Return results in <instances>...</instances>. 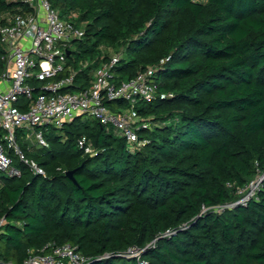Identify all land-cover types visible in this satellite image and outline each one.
Returning a JSON list of instances; mask_svg holds the SVG:
<instances>
[{"label": "trees", "instance_id": "obj_1", "mask_svg": "<svg viewBox=\"0 0 264 264\" xmlns=\"http://www.w3.org/2000/svg\"><path fill=\"white\" fill-rule=\"evenodd\" d=\"M49 1L85 26L59 75L77 72L71 90L89 86L112 51L117 83L149 72L157 91L132 109L105 102L137 118L134 150L85 114L41 127L46 146L18 131L45 175L10 152L20 175L0 174V261L71 243L86 264H137L132 247L149 264H264V178L246 204L226 206L264 173V0ZM28 10L0 0V23ZM31 84L35 96L41 83Z\"/></svg>", "mask_w": 264, "mask_h": 264}, {"label": "built area", "instance_id": "obj_2", "mask_svg": "<svg viewBox=\"0 0 264 264\" xmlns=\"http://www.w3.org/2000/svg\"><path fill=\"white\" fill-rule=\"evenodd\" d=\"M25 2L30 10L8 15L5 22L0 23V48L4 52L0 79L8 84L0 91V174L20 175L7 153L9 149V153L17 155L35 174L45 175L44 169L36 161L26 158L18 146V131L33 130L37 143L46 146L41 127L61 128L81 114L116 129L126 138L129 149L139 147L137 118L131 109L138 99L150 101L155 98L157 89L149 80V72H140L134 78L117 83L113 68L120 57L115 54L108 62L96 67L89 86L71 90L77 72L59 75L65 70L70 43L85 35L84 24H78L74 13L63 18L49 0ZM32 80L41 83L35 96ZM116 99L127 100L131 109L112 111L105 102ZM78 144L85 153L94 154L85 137ZM263 178L264 173L239 188V199L226 206L246 204L256 196ZM221 209L223 207H216V210ZM126 256L136 258L137 264H149L137 247L128 249ZM87 260L71 243H54L47 251H32L23 264H86Z\"/></svg>", "mask_w": 264, "mask_h": 264}, {"label": "rangeland", "instance_id": "obj_3", "mask_svg": "<svg viewBox=\"0 0 264 264\" xmlns=\"http://www.w3.org/2000/svg\"><path fill=\"white\" fill-rule=\"evenodd\" d=\"M104 51L106 52V50H104ZM109 52H110V54H116V52H112V51H109ZM19 131H23L22 136L24 138H26L30 144L35 145V146L38 145L37 139L35 138V135L33 134V130L21 129ZM31 133H32V135H31ZM7 153L11 156V154L9 153V149H7Z\"/></svg>", "mask_w": 264, "mask_h": 264}, {"label": "crops", "instance_id": "obj_4", "mask_svg": "<svg viewBox=\"0 0 264 264\" xmlns=\"http://www.w3.org/2000/svg\"><path fill=\"white\" fill-rule=\"evenodd\" d=\"M3 53H4L3 50L0 48V73H1V71L3 69V64H4L3 59H2V54ZM7 86H8V84L2 82L1 79H0V91L4 90Z\"/></svg>", "mask_w": 264, "mask_h": 264}, {"label": "water", "instance_id": "obj_5", "mask_svg": "<svg viewBox=\"0 0 264 264\" xmlns=\"http://www.w3.org/2000/svg\"><path fill=\"white\" fill-rule=\"evenodd\" d=\"M68 177H70V178H72L73 179V172H67V174H66Z\"/></svg>", "mask_w": 264, "mask_h": 264}]
</instances>
